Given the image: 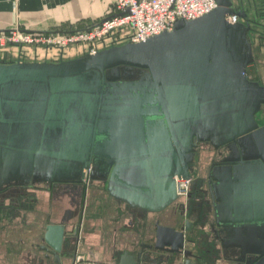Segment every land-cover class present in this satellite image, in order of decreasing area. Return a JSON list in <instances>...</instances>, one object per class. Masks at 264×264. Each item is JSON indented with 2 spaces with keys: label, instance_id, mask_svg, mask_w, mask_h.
Wrapping results in <instances>:
<instances>
[{
  "label": "water",
  "instance_id": "1",
  "mask_svg": "<svg viewBox=\"0 0 264 264\" xmlns=\"http://www.w3.org/2000/svg\"><path fill=\"white\" fill-rule=\"evenodd\" d=\"M215 5L143 42L65 60L0 61V186L26 176L81 179L90 168L89 182L114 199L159 213L176 199L173 177L189 178L194 143L208 142L221 149L209 176L216 225L236 251L229 262L264 264V119L256 117L264 87L244 75L253 61L244 12L231 0ZM232 15L242 23L226 20ZM185 232V222L155 224L152 251L124 252L116 264H149L154 251L166 254L163 264H198ZM68 237L63 225L44 228L56 264Z\"/></svg>",
  "mask_w": 264,
  "mask_h": 264
},
{
  "label": "flooded vegetation",
  "instance_id": "2",
  "mask_svg": "<svg viewBox=\"0 0 264 264\" xmlns=\"http://www.w3.org/2000/svg\"><path fill=\"white\" fill-rule=\"evenodd\" d=\"M231 2L234 10L240 9V11L242 10L244 12V20L249 27L247 40L250 43L253 61L246 66L244 75L248 79H251L248 77L247 71L250 67H253L255 63V53L259 52L263 54L264 52V1L231 0ZM237 22L242 23V20L235 17L234 23ZM124 43L125 42L121 41L105 42L103 46H97L93 53L101 50L103 47L108 48ZM15 49L16 51L14 53L0 51V61L8 62L15 61V59L27 62L48 61L50 59L54 61L56 58L58 59L59 56L61 60H65L66 58L71 59L79 55L90 54L87 51L78 50V52L74 53L72 56H67L66 53L63 54V52H59L56 56L51 55L47 57L46 52L42 55H36V52H32L30 57L29 51H23L19 47ZM252 80L258 81L257 79ZM258 84L264 87V82L258 81ZM257 116L259 118V124H262V120L264 119V106L260 108L256 117ZM221 156V149H215L208 142L194 143L191 152V160L188 165L189 178L181 179L175 176L173 177L176 199L170 206L159 213H148L114 199L105 190L104 185L96 182H89V168L88 171L84 172L81 179H75V175L72 174L56 176L57 179L53 181H46L44 180L46 178H41L40 176L35 178L34 176H26L23 179L19 178L16 181H10L9 184L0 186V217L4 212H6L7 216L11 217L10 210H13V212L16 211L15 213H31L33 207H41L39 202L41 204L43 201L46 203V195L47 204L52 205V208L55 206L56 209V205L60 203L66 206L67 210L62 213L60 221L56 224L63 225L65 235H69L68 239H64L62 245L70 261L79 254L77 251L79 236L78 227L83 220L86 221L83 217V212L86 209L97 210L101 206L107 207L110 211L114 212L116 219L129 216L136 224L140 223L143 228L148 221V216H152L154 226L155 224L165 222L168 224L166 226L173 227L176 230L184 228L185 222L188 223L189 231H191L192 226L198 228L199 235L195 241L202 242V245H204V241L215 244V249H213L214 256L223 264L225 262L222 260L225 258L224 256L228 250L225 248V241L230 235L225 232L224 228L216 225L213 215V206L217 204V201L214 198V187H212L214 182H212L209 176L217 167V164L221 163ZM72 177L74 178L71 179ZM177 181H181L184 186L182 193H179ZM50 215L53 214L47 213V224L44 225V228L49 224H54L50 222ZM172 215L176 218L175 223L171 222L170 217H172ZM93 220V218H90L87 221L91 222ZM188 233L189 232L184 233V248L191 252H196L203 259V254L208 253L207 249L203 247L201 250H190L187 246L192 245L194 239L187 237L186 234ZM153 234L150 235L149 242L139 246L135 253L140 250V247L142 248L143 254L152 251V249L147 250L146 247L153 246ZM141 236H143V233H141ZM42 238L43 234L36 244V249L40 250L45 257L51 256L46 252V246ZM66 240L69 242L67 243ZM165 256L166 254L163 252L154 251L149 264H163Z\"/></svg>",
  "mask_w": 264,
  "mask_h": 264
},
{
  "label": "crops",
  "instance_id": "3",
  "mask_svg": "<svg viewBox=\"0 0 264 264\" xmlns=\"http://www.w3.org/2000/svg\"><path fill=\"white\" fill-rule=\"evenodd\" d=\"M112 9V0H0V32L13 28L42 32L81 29L102 20ZM13 49L15 52V46ZM21 50L28 52L30 49L21 47ZM4 52L14 53L10 49ZM66 208L61 203L56 205V209L55 206L52 208V205L47 204L46 195V205L33 207L31 213L10 210V217L4 212L0 217V264H56L51 256L45 257L37 250L36 244L47 224V213L53 214L50 215V222L56 224ZM83 217L86 221L83 220L78 227L79 254L76 255L81 259L77 263L73 259L74 264H116L122 253L134 254L139 246L148 243L155 229L152 216H148L143 228L129 216L116 219L114 212L102 206L97 210L86 209ZM90 218L94 220L87 221ZM159 225L168 224L161 222ZM198 233V228L192 226L186 234L194 239V243L187 246L190 250L204 247L208 251L198 264H222L214 256V243L204 241L202 245V242L195 241ZM224 257L223 264H232L229 259L236 257V251L228 249ZM191 261L194 263V260ZM59 264H70V259L60 255Z\"/></svg>",
  "mask_w": 264,
  "mask_h": 264
},
{
  "label": "built area",
  "instance_id": "4",
  "mask_svg": "<svg viewBox=\"0 0 264 264\" xmlns=\"http://www.w3.org/2000/svg\"><path fill=\"white\" fill-rule=\"evenodd\" d=\"M113 9L102 20L81 29L53 30L50 32L25 31L13 28L0 32V47L43 46L62 49L68 45L85 43L87 52L92 54L105 42L139 43L164 31H171L178 20H194L215 8V0H112ZM234 23L235 16H226ZM127 27L129 34L125 40L110 35V32ZM179 193L184 186L177 181ZM77 263L81 257L76 256ZM74 263V262H73Z\"/></svg>",
  "mask_w": 264,
  "mask_h": 264
},
{
  "label": "rangeland",
  "instance_id": "5",
  "mask_svg": "<svg viewBox=\"0 0 264 264\" xmlns=\"http://www.w3.org/2000/svg\"><path fill=\"white\" fill-rule=\"evenodd\" d=\"M129 34V29L127 27H121L118 29H115L110 32V35L112 36H117L122 40L126 41V38ZM99 42L97 46H99ZM24 49H30L29 56L31 57V53L36 51V55L44 53L46 51V56L50 57L51 55L56 56L59 52H63V54H70L71 52L82 50V51H87V44L85 43H77V44H72L68 45L62 49L58 48H44L43 46H34V45H29V46H23ZM22 47V48H23ZM14 47L12 46H6L5 48H0V51H5L10 49L11 52H14ZM16 48V47H15ZM29 57V58H30ZM40 58V57H39ZM57 59V58H56ZM248 76H250L251 79H257L259 82H264V52L263 54H260L259 52L255 53V63L253 67H250L248 69ZM39 205L45 206L46 203L43 201L42 204L39 202ZM33 215H31L32 217ZM35 219V218H34Z\"/></svg>",
  "mask_w": 264,
  "mask_h": 264
}]
</instances>
